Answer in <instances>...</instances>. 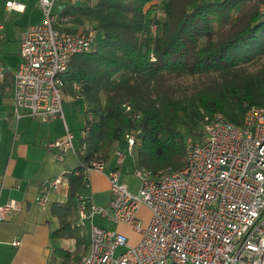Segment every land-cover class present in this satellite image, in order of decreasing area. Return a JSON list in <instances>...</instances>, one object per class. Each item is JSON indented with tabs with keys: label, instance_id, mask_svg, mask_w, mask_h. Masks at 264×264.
Returning <instances> with one entry per match:
<instances>
[{
	"label": "trees",
	"instance_id": "16d2710c",
	"mask_svg": "<svg viewBox=\"0 0 264 264\" xmlns=\"http://www.w3.org/2000/svg\"><path fill=\"white\" fill-rule=\"evenodd\" d=\"M259 2L95 0L65 5L55 27L70 17L74 25L88 23L94 31L91 50L71 59L63 86L64 93L80 95L92 119L80 138V174H65L67 199L52 207L58 220L53 237L82 243L75 222L86 184L83 168L93 159L105 162L124 142L125 132L139 130L133 148L137 167L156 175L185 165L188 135L200 136L205 117L220 113L239 125L249 105H264ZM152 22L155 34L149 30ZM63 254L62 264H72L84 253Z\"/></svg>",
	"mask_w": 264,
	"mask_h": 264
},
{
	"label": "built area",
	"instance_id": "2783aa9c",
	"mask_svg": "<svg viewBox=\"0 0 264 264\" xmlns=\"http://www.w3.org/2000/svg\"><path fill=\"white\" fill-rule=\"evenodd\" d=\"M56 1L38 0L44 18L24 30L14 72L16 120L23 115L41 121L64 118L62 92L69 63L94 44L90 26L75 31L55 27ZM6 8L20 10V5L11 0ZM258 10L264 16V0ZM156 29L152 22L150 32L155 34ZM74 87L79 90L77 84ZM91 119L86 111L85 120ZM84 128L87 131L89 124ZM138 133L124 134L132 150ZM48 147L63 160L65 151L75 152L72 132L67 130ZM185 149L186 163L179 170L152 175L137 167L136 192L121 179L123 152H117L116 165L109 170L99 159L84 166L85 172L106 173L111 199L100 207L80 194L79 219L98 213L128 225L139 239L131 245L123 232L92 224L89 250L75 264H264V105H249L239 125L220 113L205 117L200 136L187 138ZM62 182L61 175L44 182L36 204L46 206L49 192L57 191ZM141 207L148 210L146 221L139 214ZM17 209L13 200L0 204V222ZM12 244L18 246L20 240Z\"/></svg>",
	"mask_w": 264,
	"mask_h": 264
},
{
	"label": "crops",
	"instance_id": "0c3cea01",
	"mask_svg": "<svg viewBox=\"0 0 264 264\" xmlns=\"http://www.w3.org/2000/svg\"><path fill=\"white\" fill-rule=\"evenodd\" d=\"M8 1L11 0H0V204L13 200L18 209L0 222V264H62L64 251H68L70 256L76 251L85 254L90 244V229L86 236L83 219L79 218L75 222L82 235L79 246L74 238L57 239L52 236V232L58 227L57 217L52 211L53 204L67 199L68 183L65 174L78 169L82 163L78 151H81L80 138L86 123V110L78 132L65 117L47 121L28 115L17 120L14 118V72L20 61V43L25 28L37 23L25 22L27 7L23 1L17 0L20 10H8ZM154 2L160 4L161 1ZM67 130L73 134L75 152L67 150L63 160H57L48 144L63 138ZM117 152L125 155L119 167L121 179L128 184L131 191L136 192L139 187V180L134 175L137 168L136 157H126L135 151L125 141L117 143L105 160L106 170L115 167ZM58 175L63 177L62 184L57 191L49 192L46 206H38L36 197L43 183ZM84 176L86 184L80 194L90 203L106 207L111 199L106 173L90 171ZM94 214L87 213L90 226ZM139 214L144 221L148 219V210L145 207H141ZM100 217L105 225L98 226L110 229L107 224H116V229L127 236L129 244L138 241L139 235L128 225ZM14 240H20V245H13Z\"/></svg>",
	"mask_w": 264,
	"mask_h": 264
},
{
	"label": "rangeland",
	"instance_id": "374dc122",
	"mask_svg": "<svg viewBox=\"0 0 264 264\" xmlns=\"http://www.w3.org/2000/svg\"><path fill=\"white\" fill-rule=\"evenodd\" d=\"M18 1H23L26 4L27 10L26 14L24 16L25 22H31V23H40L43 18L44 14L42 11L41 6L38 3V0H18ZM160 5L163 3L164 0H160ZM91 3L95 2V0H57L52 8V14L55 16H58L65 5L67 4H72V5H81L84 3ZM158 14H161L160 9L158 8ZM86 26H90V24L85 23L82 25H74V23L71 21L70 17L64 18L60 21V27L64 29H80ZM74 87V86H73ZM74 90L76 92V89L74 87ZM62 99H63V114L65 119L69 122V124L74 125L75 131L78 132L80 130V127L82 126V116L84 114V111L86 110V106L84 105L85 103L82 100H78L74 97V95H71L69 93H64L62 92ZM197 133L201 134V129L197 131ZM198 134V135H199ZM196 138L197 135H188V138ZM127 159H130L131 157H136V153L133 152V154H127L126 155ZM83 225H84V230L86 236H88L89 229H90V222L88 218H83ZM105 225V221L101 219L100 214L95 213L94 216L91 218V225ZM116 224H107V227L110 229H116ZM121 250L118 249L116 253H119ZM80 253V252H79Z\"/></svg>",
	"mask_w": 264,
	"mask_h": 264
}]
</instances>
